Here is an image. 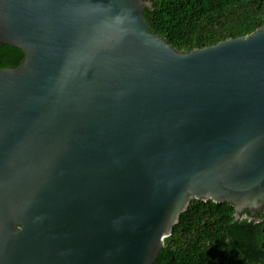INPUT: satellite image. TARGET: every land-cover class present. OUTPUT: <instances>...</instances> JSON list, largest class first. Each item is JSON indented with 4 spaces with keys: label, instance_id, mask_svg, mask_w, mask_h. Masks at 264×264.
I'll return each instance as SVG.
<instances>
[{
    "label": "water",
    "instance_id": "95a60500",
    "mask_svg": "<svg viewBox=\"0 0 264 264\" xmlns=\"http://www.w3.org/2000/svg\"><path fill=\"white\" fill-rule=\"evenodd\" d=\"M148 0H0V264H151L193 200L264 208V25L189 52Z\"/></svg>",
    "mask_w": 264,
    "mask_h": 264
},
{
    "label": "trees",
    "instance_id": "16d2710c",
    "mask_svg": "<svg viewBox=\"0 0 264 264\" xmlns=\"http://www.w3.org/2000/svg\"><path fill=\"white\" fill-rule=\"evenodd\" d=\"M149 31L177 52L244 37L264 25V0H148ZM18 48L0 44V69L15 68ZM231 203L193 199L151 264H264V208L234 218Z\"/></svg>",
    "mask_w": 264,
    "mask_h": 264
}]
</instances>
